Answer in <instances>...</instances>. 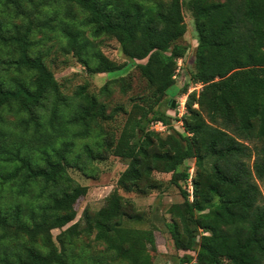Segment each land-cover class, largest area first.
Listing matches in <instances>:
<instances>
[{
	"label": "trees",
	"instance_id": "1",
	"mask_svg": "<svg viewBox=\"0 0 264 264\" xmlns=\"http://www.w3.org/2000/svg\"><path fill=\"white\" fill-rule=\"evenodd\" d=\"M57 2L0 0V264H153L156 226L129 225L146 214L118 189H162L156 172L170 173L184 199L171 204L167 222L175 247L187 252L180 264H264V201L244 161L252 151L238 139H264V0H188L198 34L190 80L203 87L188 96L186 133L166 136L151 124L170 122L157 106L187 57L184 0H63V10ZM39 25L57 31L90 73L120 68L95 44L115 38L150 90L125 109L118 138L107 143L128 165L107 203L85 211L84 223L75 221L76 204L87 187L68 167L93 123L114 115L87 85L67 101L41 49L46 37H34ZM116 81L125 92L132 86L125 77ZM84 150L98 156L90 144ZM190 159L195 175L184 167ZM254 169L264 181V160ZM54 229H61L57 240ZM84 237L94 241L79 245Z\"/></svg>",
	"mask_w": 264,
	"mask_h": 264
},
{
	"label": "rangeland",
	"instance_id": "2",
	"mask_svg": "<svg viewBox=\"0 0 264 264\" xmlns=\"http://www.w3.org/2000/svg\"><path fill=\"white\" fill-rule=\"evenodd\" d=\"M188 0H184V15L188 25L186 34L181 38V41L189 46L187 57L185 60L179 59L181 64L180 72L177 75V82L169 90L163 101L157 106V109L165 111L170 116V122L162 127L160 123L151 124L152 129L159 131L161 135L166 136L169 133L179 132L186 133L183 124L180 122L179 111L183 107V102L186 101L190 93L202 90L203 86L190 91L199 83H192L190 80L191 73L194 69L195 50L198 45V34L196 31L195 19L188 8ZM29 7L30 4H25ZM55 6L64 9L63 0H58ZM74 11L78 8L73 6ZM44 14L40 12L39 16L43 19L48 18L49 10L42 8ZM48 11V12H47ZM47 13V14H45ZM79 17L80 13H79ZM21 22V19H17ZM56 25V21L53 22ZM34 37L42 40L46 37L41 49L47 53V63L55 72L57 79L62 83V91L64 97L69 103H74L77 100L76 90L87 85L88 91L96 94L101 102L107 105V113H113V118L109 120L98 119V122L93 123L92 137L79 140L72 155V165L68 167V174L75 181L87 187V193L82 196L77 204L76 220H81L84 223L85 211L90 209L96 211L104 206L110 196L117 189V181L120 174L126 169L128 160L115 156L106 149L107 143L118 138L120 131L127 119L126 110L129 111L133 107L135 101H139V96L149 94L147 81L143 78L140 70L135 63L124 54L117 40L110 36H101L95 40L96 47L99 48L104 55L120 65V68L114 72L108 73H90L87 68L74 56L73 52H67L64 48V43L58 36L57 31L39 25ZM48 37V38H47ZM50 38V39H49ZM179 64V65H180ZM125 77L128 82H131V88L126 92L121 88V82L116 79ZM110 82L108 92H102V87ZM188 84V90L184 93L183 86ZM190 91V92H189ZM173 104V107H171ZM198 107V105H195ZM187 111V106L185 108ZM206 115V113H203ZM250 147L252 156L244 158L248 168L251 171V181L258 185L260 189V198L264 201V181L255 173V163L257 160H264V139L253 136L251 138H238ZM90 144L94 149L93 152L98 156L90 158L89 154L84 150V145ZM99 145L101 148H99ZM79 157V158H78ZM77 158V159H76ZM76 160L79 161L77 166ZM75 164V165H74ZM184 167H188L190 172L195 170L196 160L190 159L186 161ZM182 167V169L184 168ZM155 176L164 181L162 189H153L147 193L127 192L123 189H118L123 196L131 198L137 209L144 211L146 219L142 221H130L129 225L138 228H149L152 225L155 229V244L156 251H152L153 264H180L181 257L187 252L179 251L175 247L174 241L168 232L167 222L171 220V215L168 212L169 207L173 203L182 202L183 196L180 189L169 183L171 178L170 173H155ZM185 187V184H184ZM148 219V220H147ZM202 231H204L202 229ZM61 229L52 230L54 238L57 240ZM205 234L207 232H204ZM94 241V237L84 239L79 243L87 244ZM12 245H17L18 241H13ZM189 264V263H188Z\"/></svg>",
	"mask_w": 264,
	"mask_h": 264
},
{
	"label": "built area",
	"instance_id": "3",
	"mask_svg": "<svg viewBox=\"0 0 264 264\" xmlns=\"http://www.w3.org/2000/svg\"><path fill=\"white\" fill-rule=\"evenodd\" d=\"M181 63V62H180ZM179 63V64H180ZM180 67H181V64H180ZM199 86H203V83H199L196 87H193V88H191L190 89V91H192L193 89H195V88H198ZM189 91V92H190ZM186 108V101L185 102H183V107H182V109H180V111H179V118H180V122L181 123H183V121H182V116L186 113V111H184V110H186L185 109ZM158 123H160L161 124V126L163 127L164 126V124L162 123V122H158ZM194 169V168H193ZM192 169V171H191V173H193V170ZM188 189H189V192H190V198H191V200L194 198V185H193V179H192V176L189 178V180H188Z\"/></svg>",
	"mask_w": 264,
	"mask_h": 264
}]
</instances>
